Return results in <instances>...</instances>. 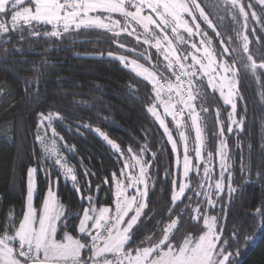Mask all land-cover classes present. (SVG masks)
Here are the masks:
<instances>
[{"label": "trees", "instance_id": "16d2710c", "mask_svg": "<svg viewBox=\"0 0 264 264\" xmlns=\"http://www.w3.org/2000/svg\"><path fill=\"white\" fill-rule=\"evenodd\" d=\"M198 2L211 13L210 19L216 25L215 31L207 29L206 25L201 26L211 40L208 47L218 60L234 65L244 97L243 101H238L237 110L241 112L245 105L247 109L244 130L235 129L233 133H228L227 113L231 110L230 106L224 105L219 94L211 91L202 80L203 90L195 105L204 130L203 156L206 160L208 151L215 154L220 140L225 139L229 163H234V178L241 176V166L246 167L251 159L252 182L233 184L237 191L232 194L231 205H228L226 194L224 203L229 233L232 231L231 221L239 218L244 225L239 237H234L238 242H234L230 249L233 252L232 264H264V227L260 226V215L255 214L264 202V182L255 176L256 166L264 157V82L257 80L259 72L253 74L250 69L245 70V66L250 64L247 59L249 54L258 63L264 60V11L256 0H241L242 3H253L255 7L249 11L255 10L261 18L257 21L250 17L245 29L242 17L233 20L238 10L231 9L226 0ZM179 32L184 33L182 30ZM141 35L132 32L131 35L122 33L117 36L104 29L82 28L59 38L33 37L26 32L24 37L13 33L10 42H6L8 38L0 36V85L6 84L9 91L8 95H4L0 90V225L7 227L12 218L25 210L27 168L39 164V195L36 196L35 206L40 209L46 187L56 184L58 199L64 204L66 214L73 216L72 219L62 220L68 225L65 230L78 235V218H82V208L88 207L87 196L93 197L92 203L98 209L113 206L115 184L109 182L112 174L117 173L121 177L122 171L126 170L125 164L132 163V157L145 145L148 151L142 156L148 162L149 191L145 214L138 222L141 229L139 235L142 238L158 233L166 225L168 209L175 206L171 201L172 182L177 181L175 190H178L179 182H185L182 169L184 142L179 138V131H185L188 136L189 155L195 164V130L186 116L182 129H177L171 117H167L169 130L177 142L178 152H173L163 128L146 111L149 102H155L151 84L114 58L124 55L167 77L165 72L170 70L161 72L164 68L158 60V51L147 46ZM183 35L186 42L188 35ZM245 35L248 36V53L243 51ZM173 41L181 57L188 55L183 43ZM120 44L124 47L121 48ZM17 48L21 51H13ZM5 49L10 53L7 56ZM184 62L188 64L190 59ZM25 80L30 83L26 85ZM196 83L194 88L200 86L201 80ZM204 93L207 95L203 107L209 109L208 112L200 110V96ZM217 107L220 109V120L224 122L223 137L220 136V125L216 123ZM40 112L52 113L51 129L55 130V135L51 138L68 166L73 167L79 183L66 179L55 160L35 139ZM96 128L118 143L123 154L116 153L99 136ZM129 148L134 151L128 152ZM177 157L181 160L179 168ZM210 166L214 171L208 181L214 184L220 171L218 156L214 155ZM44 167L49 172L48 184L43 174ZM85 182L91 191L83 193L78 199L81 194L74 188ZM187 183L190 190H186L185 197L176 202L180 207L189 202V197L193 202L203 200V197L194 196L196 191L208 190V184L204 183L203 164L199 173H190ZM198 184L202 187L198 188ZM212 211H219V208ZM249 237L252 239L249 240Z\"/></svg>", "mask_w": 264, "mask_h": 264}, {"label": "snow or ice", "instance_id": "6c2138e0", "mask_svg": "<svg viewBox=\"0 0 264 264\" xmlns=\"http://www.w3.org/2000/svg\"><path fill=\"white\" fill-rule=\"evenodd\" d=\"M226 3L231 9L238 10V15L234 14L232 18L237 20L242 17L245 29L248 28L250 17L257 21L261 19L255 10L249 11L255 7L251 2L226 0ZM256 4L262 6L261 10L264 11V0H256ZM210 15L198 0H0V36L7 37L6 42H10L13 33L19 37H24L27 32L33 37L59 38L82 28L104 29L119 36L118 29L127 31V28L122 27L120 19L114 18L116 16L142 26L146 34L143 41L145 44L150 43L147 34H150L152 26L163 32V48L162 40L156 34H152V39L155 40V48L164 52L167 69H179L174 84L168 82L165 85L161 82L162 78H158L155 72L149 71L135 59L129 62L124 55L117 58L125 67H131L137 76L150 82L155 102L150 101L146 111L163 128L173 152H177V142L169 130L166 117H171L176 128L182 129L185 127L183 121L187 113L191 127L195 130L193 151L197 163L193 164V157L189 155L188 136L185 131H179V138L184 142L183 177L187 181L190 173H199L203 164L204 183L208 184L207 191L194 192V196L203 197V200L193 202L189 197V202L180 207L176 202L185 197L190 184L179 182L178 190H175L177 181L173 180L171 201L175 206L168 209V222L160 232L141 238L138 222L141 221L142 214H145L146 204L143 198L148 196L149 191L148 162L142 156L148 151V146L145 145L133 157L139 165L138 176H125L128 181L126 184L117 173H113L110 178L109 182L115 184L114 212L109 207H99L97 210L92 203L93 197L88 195V207L82 208V218H78V235H74L65 230L67 223H62V220L72 219L73 216L66 214L64 204L51 187H46L40 209L34 207V195H39L36 177L40 165L28 167L26 210L12 218L7 227L0 225V264H232L233 252L230 249L234 242H238L234 237H239L244 225L239 218L231 221L232 231L229 233L224 194L227 195L230 206L232 194L237 191L233 184L252 182L253 164L249 159L247 166L242 165L240 168L241 176L234 178V163H229L228 143L225 139L220 140L215 154L208 151L207 159L203 157L204 130L200 112L194 103L202 93L203 83L201 80L200 86L194 88L193 82L197 76L202 73L207 78L208 88L213 92L218 91L223 104L230 106L231 110L227 113L228 133H233L235 129L241 132L244 130L247 111L246 105L241 112L237 110L238 101H243L244 97L238 86V72L234 65L226 61L217 63L214 53L206 46L203 47V58L196 54L200 52L201 46L211 44L207 31L201 27L206 25L207 29L216 30ZM48 27L51 28L50 31L47 30ZM169 29L181 41L184 39L179 35L181 29L189 37L200 36V46L191 44L195 53L181 57L167 35ZM216 34L220 35L218 32ZM120 47L123 48L124 45L120 44ZM13 51L20 52L21 49ZM224 51L227 52L228 49ZM243 51H249L247 35L243 36ZM4 54L7 56L10 53L5 49ZM109 55L112 53L109 52ZM189 58L191 63H184ZM247 59L250 64L245 66V70L250 69L253 74L259 72L256 78L264 82V60L258 63L251 54ZM24 83L27 85L30 82L25 80ZM0 90L4 95L9 94L6 84L0 85ZM206 95L204 93L200 96L202 112L209 111L203 107ZM160 107L163 108V115L158 111ZM215 116L216 123L220 125V136L223 137L224 122L220 120L219 107ZM52 120V113L38 114L36 140L44 142L42 133L51 127ZM95 131L116 153L123 154L121 146L105 132L100 128ZM53 134L55 135L54 129ZM47 150L45 146V151ZM133 151L134 149H128V152ZM214 155L219 157L220 171L212 184L208 178L214 171L210 166ZM55 164L64 169L66 179L74 184L79 183L73 167H69L63 157L58 156ZM176 165L178 168L181 166L179 157ZM125 167L129 165L125 164ZM43 174L46 184L50 183L47 167L43 168ZM255 176L264 182V157L256 166ZM139 185L144 186L142 191ZM197 187L202 185L198 184ZM130 188H135L139 196L128 195ZM74 190L81 194L78 199H81L83 193L91 191L87 182ZM217 207L219 211L213 212ZM255 214L260 215V226L264 227V202L255 210Z\"/></svg>", "mask_w": 264, "mask_h": 264}, {"label": "rangeland", "instance_id": "374dc122", "mask_svg": "<svg viewBox=\"0 0 264 264\" xmlns=\"http://www.w3.org/2000/svg\"><path fill=\"white\" fill-rule=\"evenodd\" d=\"M115 19H120V21H121V25H122V27H124V28H127V31H123V30H120V29H118V31H120V34H122V33H134V32H139V33H141L142 35H141V40L142 41H144V39H145V36H146V34H145V32H144V30H143V28H142V26H139V25H136L134 22H132V21H129V20H126L125 18H123V17H119V16H116V17H114ZM182 31H183V29H181ZM108 31V30H107ZM170 32V33H169ZM169 32H167V35H168V37H169V39L172 41V45H173V47H175V48H177L176 47V44L174 43V41H173V39H175L179 44H182L183 43V45L184 46H186L187 47V53L188 54H192V53H195V50L194 49H192V47H191V44L192 43H196L198 46H200V40H201V37L200 36H194V37H189L188 36V39H185L186 40V42L185 41H181L180 39H178L177 38V34H174V33H172L171 32V30H169ZM113 34H115V32H112ZM152 34H156L157 36H158V38H160L161 40H162V48L164 47V43H163V36L165 35L163 32H161L159 29H157L155 26H152L151 27V29H150V34H147L148 35V38H149V40H150V43L149 44H146L147 46H152V47H154V49L156 50V51H158V60L162 63V65H163V70H161V72L163 73V72H165L166 70L165 69H167V67H166V65H167V61L164 59V52L162 51V50H157L156 48H155V40L154 39H152ZM183 34H185V33H181V32H179V35L180 36H182V37H186L185 35H183ZM140 39V38H139ZM208 47V45H204V46H201V50H200V52L199 53H196L200 58H203V47ZM209 48V47H208ZM210 50V49H209ZM211 51V50H210ZM118 56H116V57H114V58H116V59H118L117 58ZM128 59V61L130 62L131 60H133V59H130V58H127ZM190 59V58H189ZM119 60V59H118ZM216 60H217V63H221V62H224V61H220V60H218L217 58H216ZM137 63H139V64H142V63H140V62H138L137 61ZM185 63V62H184ZM191 63V60H190V62L188 63V64H190ZM145 68H148L149 69V71H153V72H155L156 74H157V76H158V78H162L161 79V82L162 83H164L165 85L168 83V82H172L173 84L176 82L175 81V75L178 73V71H179V69L177 68L175 71H173V70H170V71H168V72H165V74L167 75V77H165V76H161V73H160V71H158V72H156V71H154L151 67H148V66H146V65H144V64H142ZM198 67V66H197ZM128 69H130L131 70V67H127ZM168 70V69H167ZM132 71V70H131ZM133 72V71H132ZM134 73V72H133ZM135 74V73H134ZM140 77V76H139ZM142 79H144L143 77H141ZM145 80V79H144ZM200 80H205V82L207 83V78L206 77H203V74L201 73V74H199L198 76H197V78L194 80V85H197V83L196 82H198V81H200ZM150 83V82H149ZM211 90V89H210ZM212 91V90H211ZM217 93H218V91H217ZM219 94V93H218ZM174 95V94H173ZM194 103H195V101H194ZM228 106V105H227ZM177 107H180V105H177ZM158 111L163 115V108L162 107H160L159 109H158ZM185 116L187 117V113H185ZM166 123H167V117H166ZM45 124L47 125V122H45ZM42 135H43V143H41V141H40V143L42 144V147H43V149L45 150V146H47V151H46V153L49 155V156H51L54 160H56L57 159V157L59 156V157H62L61 155H60V153H59V151H58V149H57V146H56V144H55V142L52 140V138H51V136L52 135H54L53 134V131H52V129H51V127L50 128H47L46 129V132H43L42 133ZM178 152V151H177ZM134 157V156H133ZM133 157H132V159H133ZM204 157V156H203ZM64 161H66L65 159H64ZM127 165H129V167H126V170H123L122 171V173H121V179L122 180H124V182H125V184L128 182L126 179H125V176H138L139 175V165H137L136 164V162H135V160L133 159L132 160V163H129V164H127ZM59 166V165H58ZM60 167V166H59ZM61 170H62V172L64 173V169H62V168H60ZM133 171H136L137 173H133ZM36 180H37V177H36ZM68 180H70V179H68ZM185 182H187V181H185ZM38 186V185H37ZM50 187L53 189V191L57 194V189H56V184H50ZM139 188H140V190L142 191L143 190V188H144V186L143 185H139ZM115 192V191H114ZM128 195H136V196H139V194H138V192L136 191V189L135 188H130V189H128ZM36 196L37 195H34V201H33V203H34V207H36L35 206V200H36ZM57 198H58V196H57ZM144 199V202H146V197H144L143 198ZM26 202H27V198H26ZM95 205V204H94ZM96 206V205H95ZM114 206H115V200H114V204H113V206H104V207H109L110 209H112L113 210V212H114ZM97 207V206H96ZM37 208V207H36ZM25 210H26V206H25ZM97 210H98V207H97Z\"/></svg>", "mask_w": 264, "mask_h": 264}, {"label": "water", "instance_id": "95a60500", "mask_svg": "<svg viewBox=\"0 0 264 264\" xmlns=\"http://www.w3.org/2000/svg\"><path fill=\"white\" fill-rule=\"evenodd\" d=\"M209 183H211V180H209Z\"/></svg>", "mask_w": 264, "mask_h": 264}]
</instances>
